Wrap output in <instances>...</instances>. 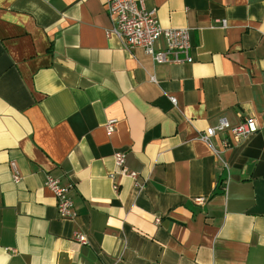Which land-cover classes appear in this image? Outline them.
Listing matches in <instances>:
<instances>
[{
  "label": "crops",
  "instance_id": "crops-1",
  "mask_svg": "<svg viewBox=\"0 0 264 264\" xmlns=\"http://www.w3.org/2000/svg\"><path fill=\"white\" fill-rule=\"evenodd\" d=\"M137 1L192 63L126 49L107 0H0V264H264V0ZM222 118L258 131L202 141Z\"/></svg>",
  "mask_w": 264,
  "mask_h": 264
},
{
  "label": "built area",
  "instance_id": "built-area-1",
  "mask_svg": "<svg viewBox=\"0 0 264 264\" xmlns=\"http://www.w3.org/2000/svg\"><path fill=\"white\" fill-rule=\"evenodd\" d=\"M107 13L112 22V29L108 35L114 34L122 40L128 50L137 48L152 57L156 64L166 63H192L194 61L190 31L188 28H169L161 26L156 11L146 10L144 3L137 0H107ZM226 26L223 21L222 27ZM165 41V48L158 50L157 45L161 40ZM152 80H155L152 78ZM172 103L176 104V99L171 98ZM118 121L111 119L106 124V131L112 135ZM258 131L255 122L248 119L239 125H231L225 118L220 119L217 126L209 127L205 133L200 135V139L211 144L213 137L220 133H227L234 141H242ZM225 146H230V140L224 141ZM115 164L121 170L120 175L129 176L136 179L137 173L129 171L126 167V154L117 151L114 154ZM14 170L13 179L16 183L21 181V175L18 173L15 163H12ZM113 177V175H112ZM45 187L50 190L57 204V210L62 219L72 220L76 217L74 202L70 196V187L62 183L61 180L47 175ZM118 190V185L114 186ZM207 199L199 197L194 199L197 205L206 204ZM73 241L81 246L89 244L88 237L81 233L75 232Z\"/></svg>",
  "mask_w": 264,
  "mask_h": 264
}]
</instances>
